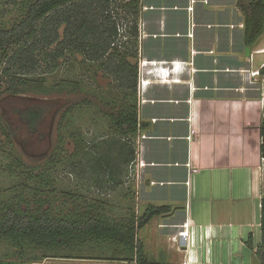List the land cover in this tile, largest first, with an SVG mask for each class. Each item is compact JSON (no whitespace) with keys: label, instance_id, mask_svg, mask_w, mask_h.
Returning <instances> with one entry per match:
<instances>
[{"label":"rangeland","instance_id":"obj_1","mask_svg":"<svg viewBox=\"0 0 264 264\" xmlns=\"http://www.w3.org/2000/svg\"><path fill=\"white\" fill-rule=\"evenodd\" d=\"M31 1L33 0H0V28H11L18 22ZM159 1L162 0H149L150 3H159ZM176 1L179 0H164L168 4ZM211 1L209 4H212ZM217 1L225 3L228 6L226 10L216 13L212 10L214 9L212 6L204 8V4L198 5L196 7L198 21L230 22L232 27L217 30L223 38L220 43L215 39V30L204 26L196 31L197 46L200 49H208L214 44L215 51L209 50L208 53L219 58L215 62L203 61L202 64H210L216 70L203 74L201 78L203 84H206L209 82V77L216 74L221 87H237L239 77L231 76L225 81V72L217 69H224L222 65L225 62L236 63L239 62L238 59L250 56L252 49H257L264 42V36L253 48L244 44V26L241 27L244 14L238 5V0L237 3L236 0ZM179 27L180 25H177L173 31ZM123 39L129 40L128 36ZM131 41L132 38L128 41L130 46L134 45ZM146 42L138 44V104H141L142 100L155 101L165 96L160 87L169 81L182 83L178 77H175L178 62L169 65L166 61H158L169 58L178 51L174 40L148 38ZM56 45L57 43L53 44L50 49H54ZM11 51L10 49L7 54ZM130 60L134 61L131 57ZM5 65L6 59L2 56L0 58V204L15 200L31 205L42 200L45 207H50L56 215L68 212L83 213L94 206L98 208L97 212L100 211L113 222L125 221L133 212L141 216V210L137 213L138 202L131 185L132 170L129 172L128 166H124L122 170L124 174L118 171L115 176L121 182L114 184L109 180L110 174L104 173L99 168L95 170L92 164L94 161L91 160L92 157L98 156V150L101 151V142L115 135L106 111L110 110L111 101L118 106L122 95L118 82L106 71L105 66L88 61L78 52L67 53L59 58L56 64L42 62L35 71L24 76L32 85L40 81L42 88L13 93L9 90L11 85L9 76L2 72ZM247 65L241 76L244 79L243 83L246 82V74H251L254 87H258L256 96H260L263 91L261 87L264 83V74H253L254 70L249 67L250 62ZM191 81L190 85L193 84ZM39 106L44 107L46 111L33 130L29 123L21 118L19 111ZM69 107L72 109L68 118L62 119V113ZM153 109L147 108L144 112L147 116H152ZM249 109L254 115L253 118L260 115L259 105L251 104ZM238 117L236 115L237 119ZM61 123L62 126L64 125L62 128L59 126ZM263 123L264 120L261 125ZM146 132L141 134L144 140L151 136ZM190 135L192 139L195 136L194 131ZM80 138L83 139L80 142L82 152L75 158L73 154L77 152V142ZM139 140L140 137L137 139V145L140 144ZM237 144L239 145L238 140ZM138 163H140L139 159L136 169ZM126 169L127 174H125ZM105 182L106 186L103 185ZM151 225H145L138 230V238L145 244L144 248L149 260L157 264H180L177 256L159 253L163 245L152 235ZM252 231H256L257 234L261 232V228H252ZM23 248L21 252L8 241L0 240V259L21 260L23 264H137L135 261L110 259L116 253L115 249H119L116 244L110 243H85L69 250L58 251L32 245ZM237 249L231 260L234 264H247L241 255L237 254ZM222 250L218 240L215 246L210 247V252L206 247L204 262L211 263L213 256L215 263L231 264L232 261L228 260L226 254L220 257ZM68 253L73 257L62 256ZM256 262L259 263L258 258Z\"/></svg>","mask_w":264,"mask_h":264},{"label":"crops","instance_id":"obj_2","mask_svg":"<svg viewBox=\"0 0 264 264\" xmlns=\"http://www.w3.org/2000/svg\"><path fill=\"white\" fill-rule=\"evenodd\" d=\"M179 1L168 4L162 0L156 4L144 0L142 5L149 8L140 10V43H147L148 38H172L178 51L158 61L169 65L178 62L175 77L182 83L169 81L160 87L165 96L138 104L139 121L147 126L139 131L137 157L140 163L131 179L138 202L137 213L141 210L143 214L149 205L171 207L170 212L155 216L147 225L152 224V235L162 242L159 253L177 256L180 264H225L215 263L213 256L211 263L204 262V249L207 247L210 252L217 240L223 249L220 257L226 254L230 261L238 248L237 254L247 264H256L261 232L256 234L252 228H261L264 196V157L260 151L264 83L261 95L256 96L258 87H254L252 75L246 74L245 83L241 76L249 62L253 74H260L264 67V42L252 49L245 59L225 62L224 69H217L225 72V81L231 76L239 77L237 87H221L216 74L203 84L201 76L216 70L210 64H202L203 61L215 62L219 58L208 53L215 51L214 44L208 49L197 46L196 31L207 26L215 30V39L220 43L223 38L217 30L232 27V24L198 21L196 7L212 6V10L220 13L228 6L217 0H212V4L210 0ZM177 25L179 29L173 31ZM263 36L264 32L250 46L253 48ZM251 104L259 105L258 117L253 118ZM147 108H154L152 116L144 112ZM192 131L195 136L188 139ZM145 132L151 135L146 140L141 138ZM189 159L196 162L200 171L188 188L185 163ZM187 230L188 242L184 249L178 250L173 237ZM249 237L252 247L247 243Z\"/></svg>","mask_w":264,"mask_h":264},{"label":"trees","instance_id":"obj_3","mask_svg":"<svg viewBox=\"0 0 264 264\" xmlns=\"http://www.w3.org/2000/svg\"><path fill=\"white\" fill-rule=\"evenodd\" d=\"M238 5L244 14V42L253 44L264 32V0H238ZM140 10V0H33L11 28H0V58L6 59L2 72L9 76V90L13 93L42 88L40 81L32 85L24 76L35 71L42 62L56 64L59 58L73 52L105 66L116 79L122 90L119 105L111 101L110 110L106 111L115 135L103 140L98 156L91 158L95 170L99 168L110 174L109 180L114 184L121 182L115 176L124 166H128L129 172H135L139 131L147 126L139 121L137 102ZM126 36L129 40L132 38L134 45L130 46L128 39L122 40ZM55 43L56 47L51 50ZM10 49L11 53L7 54ZM260 73L264 74V67ZM71 109H65L62 119L68 118ZM45 111L39 106L19 113L35 130ZM260 130V151L264 157V123ZM82 140L77 142L75 158L82 152ZM103 185L106 186V182ZM41 202L31 205L15 200L1 203L0 240L8 241L21 252L26 245L58 251L85 243H110L119 248L110 259L157 264L149 260L138 238V230L155 216L170 212L171 207L149 205L141 216L133 212L125 221L113 222L94 206L83 213L56 215ZM247 243L252 247L251 237ZM62 256L73 257L71 253ZM256 256L259 264H264V196L261 200V241ZM0 264L23 263L0 259Z\"/></svg>","mask_w":264,"mask_h":264},{"label":"built area","instance_id":"obj_4","mask_svg":"<svg viewBox=\"0 0 264 264\" xmlns=\"http://www.w3.org/2000/svg\"><path fill=\"white\" fill-rule=\"evenodd\" d=\"M193 3L195 0H191ZM142 2V0H140V3ZM141 7L143 8V10L149 8L148 6L146 5H141ZM190 8H192V6H190ZM141 28H142V23L140 22V33L142 32L141 31ZM175 63V61L173 62ZM188 139H191V135H189L187 137ZM139 165V163L137 164V166ZM185 166L187 167V180L185 181V184L186 186L189 188L191 183H192V180L194 179V176L199 173L200 171V168L198 167V165L196 164V162L193 160V159H189L186 163H185ZM187 226V224L185 225ZM189 235V231H185V232H181L179 234V236H174L173 237V240L175 242H177V248L178 250L180 249H184L187 242H188V236Z\"/></svg>","mask_w":264,"mask_h":264},{"label":"bare ground","instance_id":"obj_5","mask_svg":"<svg viewBox=\"0 0 264 264\" xmlns=\"http://www.w3.org/2000/svg\"><path fill=\"white\" fill-rule=\"evenodd\" d=\"M263 52H264V50H262ZM176 63V62H175ZM176 66H178V65H176ZM255 73H257V72H255Z\"/></svg>","mask_w":264,"mask_h":264},{"label":"water","instance_id":"obj_6","mask_svg":"<svg viewBox=\"0 0 264 264\" xmlns=\"http://www.w3.org/2000/svg\"><path fill=\"white\" fill-rule=\"evenodd\" d=\"M35 264H41V263H35Z\"/></svg>","mask_w":264,"mask_h":264}]
</instances>
